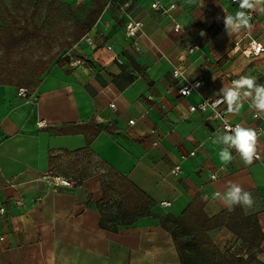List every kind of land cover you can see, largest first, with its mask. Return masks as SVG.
Instances as JSON below:
<instances>
[{
  "label": "crops",
  "instance_id": "1",
  "mask_svg": "<svg viewBox=\"0 0 264 264\" xmlns=\"http://www.w3.org/2000/svg\"><path fill=\"white\" fill-rule=\"evenodd\" d=\"M4 1L13 6V0ZM158 1L175 6L163 13L153 0H104L84 35L54 58L34 86L26 85L28 98L18 96V85H0V206L5 209L0 213V264H181L173 236L157 219L118 223L115 195L108 209H101V183L107 179L101 172L107 169L139 188L152 201L151 213L173 218L191 202L201 205L208 218L218 216L229 207L213 194L239 184L254 199L251 208L241 207L263 233L256 258L264 263V134L257 143L260 158L246 165L222 142L224 132L215 129L216 121L189 110L201 97L224 95L233 87L231 79L255 77L256 85L264 86V51L247 57L233 45L248 33L264 46V14L258 13L264 2L245 10L252 13L249 28L230 34L217 24L225 26L226 14L239 9L231 0ZM92 3L56 0L48 17L55 21L52 31L62 35L60 21L71 19L59 41ZM124 3L126 12L142 22V33L135 37L125 35V15L116 6ZM7 21L0 14V24ZM57 41L50 42V49L45 44L47 53L58 49ZM191 42L200 48L188 54ZM66 52L69 56L62 57ZM173 68L182 70L187 81L204 84L180 96ZM21 73L25 80L33 77L27 69ZM244 91L231 106L225 100L226 116L254 129L260 124L252 116L258 111L251 107L255 92L245 96ZM39 120L45 125L37 126ZM90 120L99 133L88 146L83 133L58 132ZM222 147L233 156L226 165L218 155ZM182 155L187 156L182 172L173 175ZM52 176L69 183L58 185ZM101 214L115 231L101 227ZM208 235L221 252L229 241L240 244L224 226Z\"/></svg>",
  "mask_w": 264,
  "mask_h": 264
},
{
  "label": "trees",
  "instance_id": "2",
  "mask_svg": "<svg viewBox=\"0 0 264 264\" xmlns=\"http://www.w3.org/2000/svg\"><path fill=\"white\" fill-rule=\"evenodd\" d=\"M25 0H13L10 8L4 0H0V14L6 16L10 23L0 24V85L34 86L36 77L41 74L54 58L64 49L70 48L96 21L103 10L104 0H93L87 8L82 20H75L71 28L66 32V37L59 41L56 51L47 53V56L36 63H32L29 72L33 77L26 80L23 73L14 66L13 56L22 46L33 41L42 40L50 49V42L55 38L45 31L48 17L56 0H46L44 4V17L38 22L36 16L40 10L41 0H34L32 10L27 14V8L23 4ZM17 12L20 15H17ZM24 63V62H23ZM61 134L83 133L87 137V145L99 133L95 122L90 120L80 125H64L58 129ZM83 176L86 173H82ZM102 177H107L101 183L102 210L110 206L108 202L115 195L117 207L116 221L122 224H132L139 217L152 216L160 225L168 230L179 254L181 264H264L257 260L263 233L254 216H245L242 207L237 205L232 209L222 211L218 216L208 218L202 210V206H196L191 202L183 210L178 218L168 214L157 215L149 211L151 200L136 186L117 172L107 169L101 172ZM101 214V227L115 231L116 228L105 225ZM224 226L237 240L240 241L238 248L227 245L223 252L219 251L208 235V232L216 227ZM233 248V249H232ZM238 250V252H237Z\"/></svg>",
  "mask_w": 264,
  "mask_h": 264
},
{
  "label": "clouds",
  "instance_id": "3",
  "mask_svg": "<svg viewBox=\"0 0 264 264\" xmlns=\"http://www.w3.org/2000/svg\"><path fill=\"white\" fill-rule=\"evenodd\" d=\"M234 2L239 5V9L236 11L235 15L226 14L224 18L225 27L230 30V34L239 32L241 29L249 28L251 26V15L250 11L246 13L245 10H254L255 6L264 2V0H234ZM258 13L264 14V8H260ZM255 79V77L250 76L240 77L238 80L232 82V88L225 90L223 97L229 106H231L239 100L241 89L245 90V96H251L252 91L249 90H254L255 97L251 107L258 110L256 113L259 118L264 117V86L256 85ZM220 139L224 144L235 148L240 159L246 165L252 163L257 151V130L237 124L233 128H228ZM213 143L218 144L219 141L213 140ZM218 155L221 162L225 165L233 159L228 148L222 147ZM226 188L227 190L223 194H221L220 191H216L212 198L221 201L230 209L237 205L251 208L254 204L252 194L244 190L239 184L230 183ZM206 198L207 197H203V199Z\"/></svg>",
  "mask_w": 264,
  "mask_h": 264
},
{
  "label": "built area",
  "instance_id": "4",
  "mask_svg": "<svg viewBox=\"0 0 264 264\" xmlns=\"http://www.w3.org/2000/svg\"><path fill=\"white\" fill-rule=\"evenodd\" d=\"M234 2V0H231ZM116 6L122 11L125 15V25H124V30H125V35L127 37H135L138 33H142V22L139 20L134 19L129 13L126 12V6L127 4H116ZM152 6L155 9L161 10L163 13H167L170 9L174 8V4L168 5V7H164L158 0H153ZM250 15L252 16V13L250 12ZM217 26L221 30H225L226 27L218 23ZM174 30L179 31L180 27L178 24L174 25ZM85 39L88 44H92L91 38L85 35ZM233 45L235 48L240 49L243 53L244 56H254L258 55L262 51H264V46L258 43L255 39H253L248 33H244L242 36H240L238 39H236L233 42ZM108 49H111L110 46H107ZM200 45L199 43L196 42H191V45L187 49L188 54H192L195 51L199 50ZM64 56H69V52H66L62 55ZM116 60L121 63V60L119 58H116ZM75 62L79 61H74L72 62L75 64ZM172 75L178 81L180 82V85L177 88V92L180 96H187L193 91H197V89L204 84V80H195V81H187L183 75V71L178 69V68H173L172 69ZM235 81V79H231V85L232 82ZM17 94L21 98H28L29 96V89L26 86H20L17 89ZM224 95L219 94L213 97H201L200 100L198 101L197 104L192 105L189 107L190 111H200L201 113L205 114V118L207 121H216L217 125L215 129L220 130L222 132H226L228 128H233L236 126V124L231 123L228 121L227 116H226V110L224 108V102L225 99L223 97ZM110 107H114V103H110ZM258 111H254L252 116L254 118H257L260 120V124L256 125L254 127L255 130H257L258 138L260 135L264 134V119L262 117L257 116ZM129 123H133L132 120L129 121ZM45 125V122L43 120H39L37 122V126L42 127ZM258 143V141H257ZM229 150L233 154H238L235 150V148L230 147L227 145ZM194 152H190V155H193ZM187 156L182 155L180 158V161L176 163L172 169L171 173L173 175H179L182 172L181 168V161L184 160ZM260 158L259 153L256 151V155L254 156V159L258 160ZM211 179L216 178V174L212 173L210 175ZM51 179L58 185H68L69 181L67 179L59 178V177H51ZM160 204L162 206H168L170 204L169 201H161ZM5 211L4 207L0 206V213H3Z\"/></svg>",
  "mask_w": 264,
  "mask_h": 264
},
{
  "label": "rangeland",
  "instance_id": "5",
  "mask_svg": "<svg viewBox=\"0 0 264 264\" xmlns=\"http://www.w3.org/2000/svg\"><path fill=\"white\" fill-rule=\"evenodd\" d=\"M34 0H25L23 2V4L25 5V7L27 8V14L30 13V11L32 10V3ZM46 0H41L40 2V10L36 16V21H40L43 17L44 14V4H45ZM17 15H20L19 12H17ZM67 15V14H66ZM52 17V16H51ZM50 17V19L48 20V23L46 25L45 31H52L54 29V25H55V21ZM70 21L69 20H61L60 24L63 25V29L62 30V35H58V33L55 32H51L52 34H54V38L57 40H59V38H62L64 35V31L66 28H68L70 26ZM8 23H10V20L7 21ZM56 29H58L56 27ZM51 41V43H55L56 40ZM47 55V49L45 47V44L42 42V40H37V41H33L28 45H24L21 48H19L13 57V64L16 65V68L24 71V69H27V71H29L32 63H36L39 59H44V57ZM2 58H0V64H2ZM24 62V63H23ZM227 245H232L233 248H238L239 244H236L233 241H229L227 242ZM226 248V247H225ZM232 248V249H233ZM240 248H238L239 250ZM237 250V252H238Z\"/></svg>",
  "mask_w": 264,
  "mask_h": 264
}]
</instances>
